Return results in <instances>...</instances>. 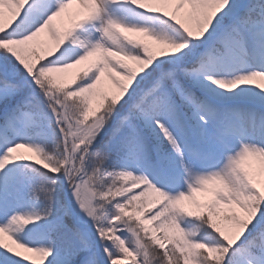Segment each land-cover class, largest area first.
I'll use <instances>...</instances> for the list:
<instances>
[{
	"label": "snow or ice",
	"instance_id": "1",
	"mask_svg": "<svg viewBox=\"0 0 264 264\" xmlns=\"http://www.w3.org/2000/svg\"><path fill=\"white\" fill-rule=\"evenodd\" d=\"M0 264H264V0H0Z\"/></svg>",
	"mask_w": 264,
	"mask_h": 264
}]
</instances>
